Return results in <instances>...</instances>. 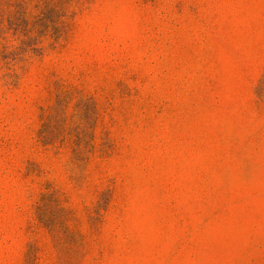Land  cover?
<instances>
[{
  "label": "rangeland",
  "instance_id": "374dc122",
  "mask_svg": "<svg viewBox=\"0 0 264 264\" xmlns=\"http://www.w3.org/2000/svg\"><path fill=\"white\" fill-rule=\"evenodd\" d=\"M0 264H264V0H0Z\"/></svg>",
  "mask_w": 264,
  "mask_h": 264
}]
</instances>
